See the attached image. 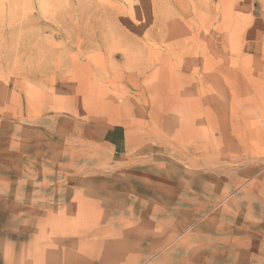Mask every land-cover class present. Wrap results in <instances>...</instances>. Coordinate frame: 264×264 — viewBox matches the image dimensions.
Returning a JSON list of instances; mask_svg holds the SVG:
<instances>
[{
	"label": "rangeland",
	"instance_id": "rangeland-1",
	"mask_svg": "<svg viewBox=\"0 0 264 264\" xmlns=\"http://www.w3.org/2000/svg\"><path fill=\"white\" fill-rule=\"evenodd\" d=\"M0 264H264V0H0Z\"/></svg>",
	"mask_w": 264,
	"mask_h": 264
}]
</instances>
